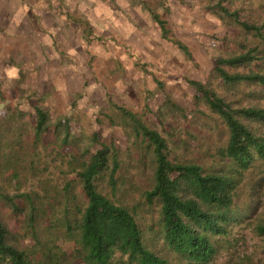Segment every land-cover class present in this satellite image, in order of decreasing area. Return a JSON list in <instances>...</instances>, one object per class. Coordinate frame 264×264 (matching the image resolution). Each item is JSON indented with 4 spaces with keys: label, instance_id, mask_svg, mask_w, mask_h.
<instances>
[{
    "label": "rangeland",
    "instance_id": "374dc122",
    "mask_svg": "<svg viewBox=\"0 0 264 264\" xmlns=\"http://www.w3.org/2000/svg\"><path fill=\"white\" fill-rule=\"evenodd\" d=\"M238 57L245 59L228 63ZM254 76H264V0H0V221L8 243L32 262L83 264L71 238L87 203L79 174L105 151L96 191L131 213L149 251L186 264L163 241L158 199H147L153 147L131 114L164 140L171 163L234 179V220L207 264H264V236L254 232L264 221V162L238 168L210 104L222 101L264 137L263 122L239 114L264 113V85Z\"/></svg>",
    "mask_w": 264,
    "mask_h": 264
},
{
    "label": "trees",
    "instance_id": "16d2710c",
    "mask_svg": "<svg viewBox=\"0 0 264 264\" xmlns=\"http://www.w3.org/2000/svg\"><path fill=\"white\" fill-rule=\"evenodd\" d=\"M244 59L238 57L228 63L238 64ZM220 73L224 79L230 80L225 73ZM252 80L264 85V76H254ZM210 104L228 129L226 153L238 168L246 170L255 159L264 162V137L254 135L222 101L214 100ZM239 114L264 123V113L241 110ZM37 116L36 131L39 133L44 114L37 110ZM128 116L133 119L135 131L141 132L153 147L154 185L146 196L148 201L156 198L160 203L166 247L186 264L209 263L218 250L216 238L226 235V226L234 220V179L217 174L204 175L196 165L171 163L164 153V140L157 133L147 130L134 116ZM105 162L106 152L99 151L95 161L79 174L87 203L77 232L71 238L81 262L116 264L112 258L119 253L126 257L123 264H168L144 246L131 213L96 191L92 180ZM113 174L114 171L109 177L112 186ZM172 174H177V178L172 179ZM67 231H70L69 225ZM254 232L264 236V221L255 226ZM8 236L6 226L0 221V264H48L30 261L24 251L8 243Z\"/></svg>",
    "mask_w": 264,
    "mask_h": 264
}]
</instances>
